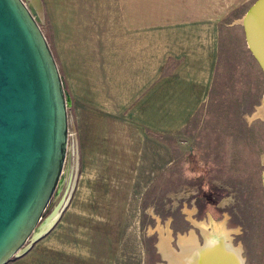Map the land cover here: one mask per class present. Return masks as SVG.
<instances>
[{
    "label": "rangeland",
    "instance_id": "obj_1",
    "mask_svg": "<svg viewBox=\"0 0 264 264\" xmlns=\"http://www.w3.org/2000/svg\"><path fill=\"white\" fill-rule=\"evenodd\" d=\"M120 1L130 22L162 24L185 18L193 0ZM120 1L41 0L40 26L70 99L62 183L44 219L57 213L71 230H119V264L136 254L140 264H168L162 234L181 251L179 235L195 231L203 245L199 223L224 222L245 264H264V75L241 24L255 0H203L220 21L210 94L189 120L172 112L180 126L149 137L119 133ZM34 246L32 237L25 248ZM29 249L7 264H34L23 260Z\"/></svg>",
    "mask_w": 264,
    "mask_h": 264
},
{
    "label": "water",
    "instance_id": "obj_2",
    "mask_svg": "<svg viewBox=\"0 0 264 264\" xmlns=\"http://www.w3.org/2000/svg\"><path fill=\"white\" fill-rule=\"evenodd\" d=\"M40 22L41 0H0V264L25 254L58 216L44 219L67 159L70 99ZM241 24L264 75V0Z\"/></svg>",
    "mask_w": 264,
    "mask_h": 264
},
{
    "label": "crops",
    "instance_id": "obj_3",
    "mask_svg": "<svg viewBox=\"0 0 264 264\" xmlns=\"http://www.w3.org/2000/svg\"><path fill=\"white\" fill-rule=\"evenodd\" d=\"M189 3L185 18H165L161 24L130 22L124 17V3L119 2L121 136L137 131L145 137L170 133L181 123L172 112L179 111L180 119L185 116L189 120L190 112L208 98L220 55V21L215 15L219 12L217 7L205 9L203 0ZM131 10L135 11L134 4ZM60 217L51 230L37 238L23 260L34 264H119V230L79 232L65 224L67 215ZM137 256L129 264H140Z\"/></svg>",
    "mask_w": 264,
    "mask_h": 264
},
{
    "label": "bare ground",
    "instance_id": "obj_4",
    "mask_svg": "<svg viewBox=\"0 0 264 264\" xmlns=\"http://www.w3.org/2000/svg\"><path fill=\"white\" fill-rule=\"evenodd\" d=\"M260 112L261 117L264 118L262 107ZM213 224L212 229H208L207 225H211L210 223L205 225L199 223L205 237L203 245L198 242L195 231L188 235H179L178 243L181 251H175L171 246L173 237L171 238L170 231L168 235L162 234L159 247L168 264H211L219 261H224L222 264H245L241 250L230 242L229 231L223 226L224 222L220 224L215 221Z\"/></svg>",
    "mask_w": 264,
    "mask_h": 264
}]
</instances>
